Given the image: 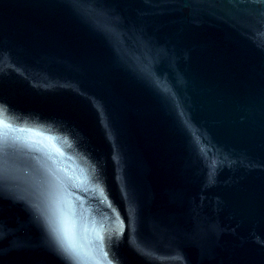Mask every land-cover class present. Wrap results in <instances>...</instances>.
<instances>
[{
    "label": "water",
    "instance_id": "water-1",
    "mask_svg": "<svg viewBox=\"0 0 264 264\" xmlns=\"http://www.w3.org/2000/svg\"><path fill=\"white\" fill-rule=\"evenodd\" d=\"M0 264H264V0H0Z\"/></svg>",
    "mask_w": 264,
    "mask_h": 264
}]
</instances>
